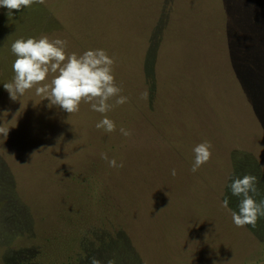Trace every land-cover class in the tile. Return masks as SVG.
Listing matches in <instances>:
<instances>
[{
    "label": "rangeland",
    "instance_id": "374dc122",
    "mask_svg": "<svg viewBox=\"0 0 264 264\" xmlns=\"http://www.w3.org/2000/svg\"><path fill=\"white\" fill-rule=\"evenodd\" d=\"M263 31L264 0L0 6V264H264V217L236 227L227 187L240 151L255 167L254 199L264 198V121L252 85L253 104L240 92L228 44L230 33ZM42 34L68 53L105 50L128 102L101 114L82 101L69 114L36 94L41 85L12 100L11 44ZM103 115L115 131L95 127ZM204 141L211 158L192 172Z\"/></svg>",
    "mask_w": 264,
    "mask_h": 264
},
{
    "label": "clouds",
    "instance_id": "9594fccd",
    "mask_svg": "<svg viewBox=\"0 0 264 264\" xmlns=\"http://www.w3.org/2000/svg\"><path fill=\"white\" fill-rule=\"evenodd\" d=\"M43 4L44 0H0V6L12 10H20L31 7L32 4ZM67 41L60 38L50 39L42 34L39 38L21 37L11 44V53L15 56L12 63L13 79L3 84L12 100L22 96L35 85L36 94L48 99L51 105L58 106L63 111L71 114L79 111L80 103H90L91 110L106 114L116 105L128 102L126 96L120 95L122 88L115 83L113 75V58H110L103 49H89L82 54L66 52ZM53 74L49 83H44L49 74ZM116 97L115 104L108 101ZM147 98V92L141 94ZM97 129L106 132L116 130V124L107 115L96 123ZM7 130L0 128V134L7 136ZM123 136L128 137L131 132L120 128ZM211 142L204 141L193 148L194 162L191 171L196 172L211 158ZM110 167H123V163L117 164L116 160L109 159L106 153L101 154ZM176 175V170L171 171ZM227 185L233 196L239 198L238 211L229 209L231 218L236 227L250 225L255 228L257 220L264 217V198L257 201L258 195L257 177L245 174L242 177L229 176ZM229 200L225 197L221 206L228 208ZM90 264H101L96 258H91ZM107 264H116L114 259H109Z\"/></svg>",
    "mask_w": 264,
    "mask_h": 264
},
{
    "label": "trees",
    "instance_id": "16d2710c",
    "mask_svg": "<svg viewBox=\"0 0 264 264\" xmlns=\"http://www.w3.org/2000/svg\"><path fill=\"white\" fill-rule=\"evenodd\" d=\"M247 33H230L228 44L230 41L236 42L229 49L232 50L231 56L234 57L236 53V58L239 60L236 66L238 69L237 74H239L238 77L240 78V92L244 94L243 96L249 97L248 99L252 102V98L247 92L249 85H252V92L254 91L257 97L255 105L259 106V112H257L259 118L261 117L264 121V31L258 37L252 36V41L248 39L250 33H248L249 35ZM255 43L259 44L255 45ZM250 77H255L256 80ZM232 165H234V173L238 176L255 170L248 154L240 153V151L234 153Z\"/></svg>",
    "mask_w": 264,
    "mask_h": 264
}]
</instances>
